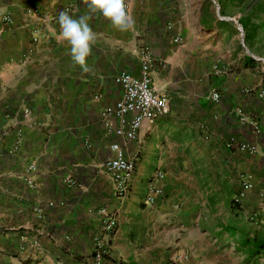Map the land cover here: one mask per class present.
Returning <instances> with one entry per match:
<instances>
[{
  "label": "crops",
  "instance_id": "obj_1",
  "mask_svg": "<svg viewBox=\"0 0 264 264\" xmlns=\"http://www.w3.org/2000/svg\"><path fill=\"white\" fill-rule=\"evenodd\" d=\"M130 4L134 30L92 15L97 39L85 74L57 23L60 11L86 14L82 0H0V264H85L93 238L104 236L101 209L116 216L107 239L113 264H165L176 252L185 254L182 264H264V245L253 247L264 240V113L256 97L264 63L242 51L232 21L219 19L238 16L234 10L220 15L213 0ZM175 33L183 43L171 41ZM141 45L165 64L151 78L169 111L124 142L100 111L119 94L114 74L137 72ZM230 138L254 142L255 152H238ZM111 141L135 158L122 197L102 168ZM156 170L161 195L144 205ZM241 175L251 187L235 201Z\"/></svg>",
  "mask_w": 264,
  "mask_h": 264
},
{
  "label": "built area",
  "instance_id": "obj_2",
  "mask_svg": "<svg viewBox=\"0 0 264 264\" xmlns=\"http://www.w3.org/2000/svg\"><path fill=\"white\" fill-rule=\"evenodd\" d=\"M238 16H220L219 19L232 21L239 35L240 44H243V29L237 20ZM32 41H36V37L32 35ZM171 41L175 44L183 43V37L179 33H175L171 37ZM138 69L137 72L119 71L112 77L113 83L118 87L119 94L110 106L101 109L100 114L105 119V124L109 128L116 122L114 134L121 138L122 141H128L135 137L137 131L143 122L152 123L155 119L166 115L169 111L168 99L166 96L159 94L152 85L151 70L157 65L164 67L163 61L155 59L147 45H141L137 49ZM255 59L264 63V60L255 55H251ZM26 57L23 55L22 59ZM212 72L215 74L223 73L225 70L221 67H213ZM250 88L244 87L242 91L245 93ZM219 94L216 91L211 92V99ZM256 97L262 103L261 112L264 113V86L256 91ZM27 110H24L26 115ZM31 124H34L32 122ZM254 125L255 122H252ZM256 129V128H255ZM257 131V130H255ZM226 145H234L238 152L253 153L256 150L254 142H235L230 138ZM110 155L102 162V168L109 174L118 196H124L128 191V184L135 165L134 157H126L124 155L123 146L120 141H111L108 144ZM29 169L33 170L32 165ZM163 173L156 170L152 174V178L147 182L145 195L142 199L144 205L153 203L154 198L161 195L160 181ZM251 187V183L247 175H241L240 187L234 196L237 201L245 196V193ZM103 231L104 236L95 237L92 240L91 252L85 264H113L108 256L107 239L116 228V216L104 211ZM186 258L183 253L171 254L165 264H182Z\"/></svg>",
  "mask_w": 264,
  "mask_h": 264
},
{
  "label": "clouds",
  "instance_id": "obj_3",
  "mask_svg": "<svg viewBox=\"0 0 264 264\" xmlns=\"http://www.w3.org/2000/svg\"><path fill=\"white\" fill-rule=\"evenodd\" d=\"M88 12L73 18L69 12L60 11L57 23L60 28L59 37L70 47V58L75 66L87 74L93 71L88 64L92 54L96 35L90 26V19L95 13H100L111 25L119 31H130L135 28V18L131 13L130 0H82ZM214 99H219L214 96Z\"/></svg>",
  "mask_w": 264,
  "mask_h": 264
},
{
  "label": "trees",
  "instance_id": "obj_4",
  "mask_svg": "<svg viewBox=\"0 0 264 264\" xmlns=\"http://www.w3.org/2000/svg\"><path fill=\"white\" fill-rule=\"evenodd\" d=\"M213 1L216 3L218 7V13L220 15H224L226 12V8L232 6V8L234 9V13L238 15V22L240 23L243 29L244 36L246 35L247 39L250 37L249 33H251V31L248 30V27H250L253 24V21L255 19L259 18L261 15H264V0H213ZM256 26L263 27L264 21L260 20V22L257 23ZM252 28L254 29L255 26H253ZM245 31H248L247 34H245ZM263 245H264V240L261 243L260 242L255 243L253 247L256 249L257 252H260L262 250Z\"/></svg>",
  "mask_w": 264,
  "mask_h": 264
},
{
  "label": "rangeland",
  "instance_id": "obj_5",
  "mask_svg": "<svg viewBox=\"0 0 264 264\" xmlns=\"http://www.w3.org/2000/svg\"><path fill=\"white\" fill-rule=\"evenodd\" d=\"M233 8L232 6H229L226 8V12L225 14H231L233 12ZM213 13H215V6L213 5ZM215 17L217 18V16L215 15ZM260 20L264 21V15H261L259 18L255 19L253 21V24L248 27V30L251 31V33H249V38L247 39L246 35L243 38V43L245 45V47L247 48V51L255 54L256 56L261 57L264 60V26L263 27H259L256 26L257 23L260 22ZM226 22H230V21H226ZM255 26V28L253 29L252 27ZM219 30H216L214 32L211 33V38H212V42L214 43L215 40L219 39V37H221V35H219ZM248 31H245V34H247ZM236 36L234 30L229 29L228 34L226 33V36ZM236 38H238L236 36ZM241 47V45H240ZM242 51L244 53H246L245 49H243L241 47Z\"/></svg>",
  "mask_w": 264,
  "mask_h": 264
}]
</instances>
